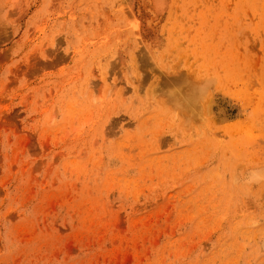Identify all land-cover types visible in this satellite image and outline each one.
Segmentation results:
<instances>
[{
  "label": "rangeland",
  "instance_id": "1",
  "mask_svg": "<svg viewBox=\"0 0 264 264\" xmlns=\"http://www.w3.org/2000/svg\"><path fill=\"white\" fill-rule=\"evenodd\" d=\"M0 264H264V0H0Z\"/></svg>",
  "mask_w": 264,
  "mask_h": 264
}]
</instances>
